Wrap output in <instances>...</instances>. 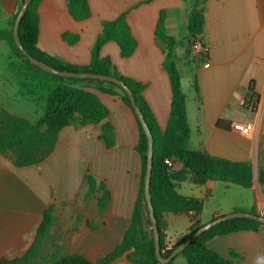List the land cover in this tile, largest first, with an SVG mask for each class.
Masks as SVG:
<instances>
[{"label": "crops", "instance_id": "0c3cea01", "mask_svg": "<svg viewBox=\"0 0 264 264\" xmlns=\"http://www.w3.org/2000/svg\"><path fill=\"white\" fill-rule=\"evenodd\" d=\"M19 0H0L1 30L16 12ZM91 16L75 21L66 0H42L39 5L37 47L64 62L87 65L91 48L101 32V22L127 12V24L137 46L128 58L120 57L119 47L108 42L100 50L125 77L146 85L143 96L159 127L164 130L171 105V87L162 68L165 54L155 37L159 15L164 29L175 39L174 61L186 95V117L190 129L187 150L206 152L231 161L252 165V186L247 194L235 192V185L189 180L176 184L178 194L195 199L212 198L221 187L230 199H220L202 221L203 209L195 219L204 224L211 219L243 209L256 213L264 207L258 182L264 171V0H207L204 4L206 56L199 57L189 45L188 15L193 0H88ZM77 35L69 44L62 34ZM19 60L0 41V110L36 121L42 114L44 95L28 93L22 86ZM196 88L198 91H196ZM108 109L104 122L115 134V144L107 148L99 138L101 124L77 128L66 126L58 135L53 152L41 163L15 167L0 156V258L23 255L30 246L43 211L54 205L66 251L90 261L110 253L129 226L139 190L140 156L135 147L139 132L134 116L119 96L86 88ZM44 107V106H43ZM235 122L252 126L244 135L232 129ZM174 170L183 165L174 163ZM87 173L104 181L110 201L101 211L96 202L81 203ZM222 185V186H217ZM240 188V187H238ZM220 194V196H222ZM79 204L71 214L64 208ZM85 204H89L86 208ZM166 249L180 242L195 220L186 214L166 213ZM69 225V226H68ZM206 247L229 258V250L240 255L232 264H264V227L260 232L238 231L215 236ZM111 264H132L121 257Z\"/></svg>", "mask_w": 264, "mask_h": 264}, {"label": "trees", "instance_id": "16d2710c", "mask_svg": "<svg viewBox=\"0 0 264 264\" xmlns=\"http://www.w3.org/2000/svg\"><path fill=\"white\" fill-rule=\"evenodd\" d=\"M207 0H193V7L188 15L189 45L199 43L206 48L204 42L205 15L204 4ZM24 0H19L16 12L8 21V28L0 31V41H5L13 57L22 61L24 82L22 86L28 93L44 92L43 114L30 121L24 117L0 110V156L7 157L15 167H27L44 161L53 152L59 132L66 126L75 124L81 128L88 124H101L99 138L107 148L115 144L113 127L103 121L108 116V109L97 96L86 88H94L100 92L116 95L132 112L139 132V140L135 147L140 156L141 172L139 190L135 200L132 217L118 245L108 254L96 261H90L81 255L66 251L65 236L58 239L53 231L59 230V218L54 205L43 211L35 236L26 252L11 259L0 258V264H111L125 257L132 264H161L154 250V238L144 199V175L146 170L147 141L125 92L117 85L94 79L59 77L32 65L15 45L12 33L15 18ZM42 0H31L21 20L18 37L21 45L33 58L62 71L89 72L113 76L121 80L131 91L153 140L152 170L150 178V197L155 220L159 231L160 249L163 257H167L182 240L200 223L195 220L203 209V200L184 197L177 193L176 184L189 180L195 185L207 182H223L242 189L252 186V165L248 161H231L209 155L206 152L187 150L190 129L186 117V95L182 89L173 49L175 39L164 29L163 12L157 21L155 37L165 54L162 68L166 72L171 87V105L166 127H159L143 93L146 85L132 78L122 76L113 66L109 57H101L100 50L104 44L114 42L119 47L120 57H130L137 43L127 24V12L117 18L101 22V32L97 35L91 48V58L87 65H75L51 56L37 47L39 36V5ZM68 13L75 21H83L91 16L88 0H66ZM69 44L78 40L77 35L62 34ZM204 54V53H203ZM206 56V54H205ZM83 84V87L77 86ZM196 91L198 89L196 88ZM183 165V169L175 171L166 161ZM258 182L264 194V171L259 172ZM84 188L87 195H97V208L103 210L110 201V192L104 181L97 180L87 173L84 177ZM235 211H245L235 209ZM249 212L256 214L255 209ZM186 214L195 220L189 233L170 249L165 247L164 214ZM262 225L249 218H233L201 234L179 255H186L196 264H232V260L240 255L229 250V258H225L206 247V242L215 236H222L238 231L260 232ZM59 233V232H58ZM178 256V255H177ZM170 263V262H169ZM168 263V264H169Z\"/></svg>", "mask_w": 264, "mask_h": 264}, {"label": "water", "instance_id": "95a60500", "mask_svg": "<svg viewBox=\"0 0 264 264\" xmlns=\"http://www.w3.org/2000/svg\"><path fill=\"white\" fill-rule=\"evenodd\" d=\"M31 0H24L20 10L17 13V16L14 21V25L12 27V33H13V39L15 45L20 49L22 54L29 60V62L40 68L41 70L48 72L50 74L59 76V77H66V78H82V79H94V80H100L108 83L115 84L119 86L125 94L128 96L131 107L140 122V125L142 127V130L145 134L146 141H147V155H146V170L144 175V199L146 203V208L148 212V217L151 224V230L153 233L154 238V250L155 255L159 263L161 264H168L171 262L177 255H179L183 250H185L192 242H194L201 234L206 232L207 230L215 227L216 225L223 223L227 220L233 219V218H249L258 221L262 227H264V216L260 215L259 213L253 214L251 212L247 211H233L227 214H223L220 216H217L210 221L200 225L197 229L192 231L184 240L180 242V244L172 250V252L167 256L163 257L161 254L160 249V240H159V231L157 227V223L155 220L153 207L151 203V197H150V178H151V170H152V157H153V140L151 133L143 119V116L138 108V106L135 103V99L131 93V91L128 89V87L119 79L104 75V74H98V73H89V72H68V71H62L57 70L35 58H33L31 55L28 54L27 51L23 48V46L20 43L19 37H18V29L19 25L21 23V20L27 10L28 5L30 4Z\"/></svg>", "mask_w": 264, "mask_h": 264}, {"label": "rangeland", "instance_id": "374dc122", "mask_svg": "<svg viewBox=\"0 0 264 264\" xmlns=\"http://www.w3.org/2000/svg\"><path fill=\"white\" fill-rule=\"evenodd\" d=\"M2 27H4V26L0 25V28H2ZM196 55H198L199 57H205V54H203V53L200 54V53L196 52ZM19 61H20V63L18 64V66H19V70L18 71L21 74V76H23V70H24L23 66H22L23 64H22L21 60H19ZM183 85H184V87H183L184 91H189L188 87H187V84L185 82L183 83ZM77 86L83 87L84 85L83 84H78ZM40 94L44 95L45 93L44 92H40ZM41 104H42L41 106L43 108V106H44V101L43 100H42ZM217 186H222V185H217ZM234 190H235V192H239L241 194L242 193L243 194H247V192H248V191H245L246 189H242V188H238V187H234ZM220 194H222V189H221V187H218L214 191V195H213L212 198L207 197V199H206V197H202V199L204 200V211H203L204 214H203V217H202V221L203 222L207 221L206 220L207 218L205 216H207L208 212L214 207V205L218 202V200L224 199V198L225 199H230L231 198L229 192L227 194H225V195L222 194V196H220ZM96 196L97 195H93V194L87 195V189L86 188L81 192V194H79V197L82 200V202H81L82 204L85 203V202H96L97 203ZM81 203H79V202L77 204L72 203V204H70V207L64 208V210L70 211L71 214H72L75 211L76 208H80L79 204L81 205ZM85 207L88 208L89 204L88 205L85 204ZM97 207H96V209L98 210ZM197 222L200 223V221H197ZM53 232H54V235L56 236V234H61V229L59 228V230H58L59 233L57 231H53ZM56 238L60 239L61 235L60 236L57 235ZM167 246H169V243H167V244L165 243V247H167ZM166 250H168V249H166ZM169 264H196V263L193 260L189 259L186 255L181 254V255L176 256Z\"/></svg>", "mask_w": 264, "mask_h": 264}, {"label": "built area", "instance_id": "2783aa9c", "mask_svg": "<svg viewBox=\"0 0 264 264\" xmlns=\"http://www.w3.org/2000/svg\"><path fill=\"white\" fill-rule=\"evenodd\" d=\"M192 49L195 52L200 53V54L201 53L206 54V52H207L206 48L203 49L199 43L194 44L192 46ZM232 129L234 131H236V132H239L241 134L247 135L251 131L252 126L250 124H245V123H242V122H235L233 124V126H232ZM166 163H167V165L169 167L173 166V162L172 161L167 160ZM257 213H259L260 215L264 216V207Z\"/></svg>", "mask_w": 264, "mask_h": 264}]
</instances>
